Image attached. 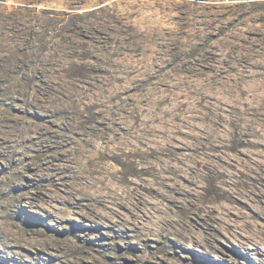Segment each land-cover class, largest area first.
<instances>
[{"label": "rangeland", "instance_id": "374dc122", "mask_svg": "<svg viewBox=\"0 0 264 264\" xmlns=\"http://www.w3.org/2000/svg\"><path fill=\"white\" fill-rule=\"evenodd\" d=\"M0 264H264V0H0Z\"/></svg>", "mask_w": 264, "mask_h": 264}, {"label": "bare ground", "instance_id": "6f19581e", "mask_svg": "<svg viewBox=\"0 0 264 264\" xmlns=\"http://www.w3.org/2000/svg\"><path fill=\"white\" fill-rule=\"evenodd\" d=\"M261 194H262V193H260V192L257 193L258 196L261 195ZM226 197H227L228 199H230V200H233V201H237V202H239V199H238V198H235V197H232L231 194L226 195ZM228 214H229V212H228Z\"/></svg>", "mask_w": 264, "mask_h": 264}]
</instances>
